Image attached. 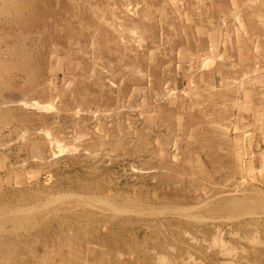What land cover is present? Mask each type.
I'll return each mask as SVG.
<instances>
[{"label":"rangeland","instance_id":"rangeland-1","mask_svg":"<svg viewBox=\"0 0 264 264\" xmlns=\"http://www.w3.org/2000/svg\"><path fill=\"white\" fill-rule=\"evenodd\" d=\"M56 1L48 0L49 7L52 9L60 7V3ZM177 1L180 4H177ZM251 1L252 3L254 2L253 5L250 3ZM219 2H223V4ZM63 5L68 10L69 18L72 17L70 9L75 7L78 9L80 16H83L88 20L87 22H90L96 28H103V22L97 21V17H95L96 19L94 18L91 6H97L99 13L105 14L104 18L113 22L115 27L123 25L125 29L121 37L123 38V40L121 39L122 44L119 37H117L118 31L115 28H112V30L115 29L116 32L114 30L110 31L119 42L120 52L122 54L108 56L109 53L104 50L103 56H101L102 52L99 54L97 51L103 43L99 40L98 35L91 38L90 34L93 35V33L90 31H85V36H81L79 33L74 34L69 32L70 30L65 24L58 23V25H55L50 20L46 32L42 29H36L31 34L33 36H56L57 39L55 40L59 43V46L62 48L65 47L64 52L55 53V50H53L54 46L53 48L51 46L52 43L39 41L37 39L39 37L35 39L31 36L29 39L17 41L16 45L20 46L35 64L36 90L40 95L38 99L48 106L55 107V111H48L39 117L35 114L32 116H26L24 114L26 116L24 122L13 123L12 125H8V128H3L4 130L0 129V193H2L3 189L7 193L11 192L19 185L21 187L22 184H26L32 188L31 190L43 191L42 193L44 194L47 193L50 186L57 187V189L61 187L68 189V187H74L75 184V188L78 191V186L76 185L82 177L83 181L91 183L93 181H99L101 183L100 186L105 191L117 190L123 184H127V179V182L130 183L129 181L133 180L136 172H142V169L145 171V167L147 171H155V169L158 171V168H164L166 170V167H172L175 170L166 171L170 176L183 179L186 185L188 181L198 183L199 189L197 191L189 189V186H185L187 190L186 196L189 199H193L194 201L191 203L195 205L204 203L207 200L209 201V199L215 198L216 196L226 197L229 195L228 192L230 194L233 193L236 184L240 186L239 184L244 183L243 181H245L246 186L255 187L264 193V17H258L264 16V0H63ZM128 5H130V8L134 7L138 13L128 12L126 10L127 8H125ZM112 6L115 7L112 8ZM219 21H222L220 23L222 26L219 25ZM134 28L139 34L145 31L144 35H139ZM200 29H203L202 32L199 31ZM214 29H217L215 34ZM135 34L139 37H131L132 35L135 36ZM73 36L78 37V43L77 45H71V47L75 48L71 51L72 55L68 57L66 56V47L69 48V45L75 41L71 40ZM133 38L135 40L138 38L142 39L141 42L139 41L141 45L139 44L137 51L140 62L139 70L145 76L142 77V74L140 75L141 77L137 75L138 82L136 84L130 83L125 93H122L124 91L123 89H125L126 82L124 79L125 74L121 72L125 62L123 50L125 53L126 49L130 48V52L128 53L134 55L138 47L136 43L139 42L136 41L135 43ZM0 45L2 46L0 47V54L8 57L11 52L10 47L13 45H8L3 42ZM109 57L110 61L114 64L113 69L107 63ZM206 57H210L211 59L208 58L206 60ZM225 58L232 59H226L225 61ZM227 61L230 64H227ZM224 62L226 63L223 64ZM237 65L241 66L237 67ZM184 66L188 69L186 70ZM252 70L257 71V73L251 74L253 72ZM243 72L249 79L248 77L245 79ZM259 74H262V76ZM259 76L260 78L263 77V80L259 79L260 83L258 80ZM115 78L117 83L114 86L111 99H116L111 101V99H107V95L110 93V88L107 84ZM100 81L105 84L103 94L105 96L103 97L100 96V89L98 87ZM210 86L214 87L212 88ZM14 87L19 88L16 91L18 95L28 99L33 98L34 95L28 90L26 84L18 85L15 83ZM153 92L155 93L152 94ZM158 93H161L164 96L163 98H165V95L169 97L161 101L162 96L160 97L161 94L159 95ZM115 95L116 97H114ZM181 95L182 100L180 99ZM195 95L197 97L194 98ZM207 98L217 101V107L211 104L208 105ZM224 101L227 103V107L221 106L224 104ZM121 107L123 108L121 109ZM128 110L132 111L128 112ZM74 111H78V121L70 117V113ZM97 111L98 113H93ZM161 111L171 114V124L167 123L166 115L161 116ZM21 113L18 111L14 115L19 117ZM110 114L112 115L110 116ZM178 114L179 116H177ZM109 117L113 121H117V119L120 121L122 119L121 123L124 126V131L117 137H106L105 143H96L95 132L99 130L94 125H102ZM55 119L57 121L53 122ZM92 120H94V124L91 126L90 122ZM64 122L71 125L70 129H66L67 125ZM223 126L227 128H223ZM162 129L166 132H163L164 130ZM68 130H70L69 135L63 137V132H67ZM25 131L28 133L26 132L27 134H25ZM47 131L50 132L52 137H58L63 147L67 145L68 150L79 147L77 157L70 156L68 152L66 154L62 153L59 158L52 157L53 153L57 154L59 149L55 144L48 145L46 138ZM85 133L88 134V137H86ZM81 134L82 136L78 137L81 139L76 141L77 136ZM139 134L143 135L142 141L137 138ZM73 136L76 138L70 139ZM163 137L164 139H162ZM118 139H122L124 144L119 147H112V144L117 142L115 140ZM130 139L131 141H129ZM9 142L11 143L8 144ZM33 142L36 143L34 146ZM105 146H108V148L106 147L104 149L103 147ZM126 147H129V150ZM95 148L100 152L94 155L92 151L93 149L96 151ZM201 148L203 150H200ZM212 148H216V151ZM209 149H212L213 152L208 151ZM35 150L40 152L41 157L44 156L49 159L52 157V159L57 160H53L52 162L57 163L54 165L52 163H43L36 157L38 154ZM95 151L94 153L98 152ZM81 152H84L85 155L88 152L89 155L85 158V155H82ZM118 152L120 155L117 154ZM35 153L37 154L36 156L34 155ZM96 155L97 158H95ZM157 165L158 167H155ZM95 166H97L96 169L93 168ZM17 169L18 171H16ZM29 169L34 170L30 171ZM204 171L211 178H205L203 176ZM129 177L131 180H129ZM134 181L136 183L134 187L137 190H141V182H148V186H144L142 192L150 199H153V196L156 194L163 196L170 191L165 186L159 185L157 181L150 185L152 181L151 177ZM136 188L130 189L132 195H134L133 192ZM201 189H204L203 193ZM224 193L227 195H224ZM85 194L92 195V193ZM85 194L78 193V195ZM6 197L8 196L5 195ZM197 197L202 198L201 201L197 202ZM75 211L82 212L84 210L79 207ZM128 218L132 222L127 229L122 230L116 228L113 230L112 235L109 234V242L107 243L106 250L112 251L114 255L117 254L116 251L124 253L132 252L134 255L133 258L139 264H147V257H151V254H153L150 253V248L157 246L156 237L158 235L154 231L146 230V227L140 224H133L138 221L134 215ZM148 218L142 219L147 222L153 220L152 218ZM256 219L253 222L251 221V223L263 234L264 216H257ZM48 220L49 224L45 227H49L50 229L51 225L62 226L66 231L75 233L78 239L84 238L83 235L85 234L83 233V229H88L91 226L84 219H81L77 223L72 216H64L63 214L51 216ZM247 220L250 221L251 219L243 218L240 223H244ZM229 224L232 226L229 227L228 223H225L221 225V228L236 231L237 223L233 224L230 221ZM137 227L141 228V230L138 231L136 229ZM157 227L163 234L161 235L160 233L159 235L161 241L163 242L165 238L167 244H172L171 246L174 248L172 250L177 253V258L179 260L188 259L184 248L180 252L181 242H178L177 239H171L167 230L160 223ZM49 229L47 228L46 230L49 231ZM91 229L88 230L90 231ZM237 229L240 230L239 235L243 236V229L241 227ZM106 231L108 229H101V235H106ZM49 233L51 234V232ZM132 233H134L133 236ZM193 233L196 234L194 230ZM22 234H24V237L21 236ZM215 234L216 230L210 228L206 236L207 241L212 242L211 238ZM19 235L23 240L36 243L37 238L35 236H27L25 232H21ZM225 236L227 240L233 241L232 243L236 245L239 252L243 243L237 238H231L228 234ZM144 237L146 238L144 239ZM123 238L127 240L128 244L122 241ZM150 238L152 240H149ZM73 242V252H78V263L93 264V260L89 259L86 253L89 247L95 248L98 246H89L81 240L76 241L75 239ZM147 244H151V246ZM33 248L34 250L38 249L35 253L43 252L41 245L36 244ZM17 253L23 254L25 260L17 257L15 262L13 261L14 264H41L37 260H33L35 261L33 262L28 257L31 254L27 250L19 249ZM127 258H129V255L124 260ZM228 258L226 256H219L208 259L197 256V261L203 259V262L198 264H229ZM115 260H117L116 257ZM3 261H0V264L6 263V261ZM224 261L227 262L224 263ZM247 263L254 264L246 259L241 264Z\"/></svg>","mask_w":264,"mask_h":264},{"label":"bare ground","instance_id":"bare-ground-1","mask_svg":"<svg viewBox=\"0 0 264 264\" xmlns=\"http://www.w3.org/2000/svg\"><path fill=\"white\" fill-rule=\"evenodd\" d=\"M256 1H258V0H256ZM56 2L60 3V7L52 9L48 5V0H0V43L3 42V43H6L8 45L9 44L13 45L10 47L11 52H10L8 57H4V55L2 56L0 54V129L8 128L9 127L8 125H12L13 123L15 124V123L24 122V118L26 116H29V115L32 116L35 114V115H38V117H39L48 111H52V112L55 111V107L50 106V105L48 106V105H46V103H43L41 100L38 99V97L40 95L38 94V91L36 90V88H37L36 81L37 80H36L35 73H34L35 64L32 60H30L31 58L26 55L24 50L20 46L16 45L17 41L29 39V38H31V36L35 39L37 37H39V38H37L39 41L51 42L52 48L54 46L53 50H55V53L56 52L61 53V51L64 52L65 47L62 48L59 46V43H57L55 40V39H57L56 36H50V35L33 36L31 34L36 29H42L44 32H46V30L48 28L49 20L52 21L55 25H58V23L59 24L60 23L65 24V26L68 27V29L70 30L69 32H72L74 34L79 33V34H81V36L82 35L85 36L86 34H84V32L90 31L93 33V35L90 34L91 38L98 35L99 40L102 41V43H103V45L97 51V53H99V54L102 52L101 56H103L104 50H105V52L109 53L108 56H110V55L118 56L119 54H122V52H120L119 42L111 34L110 31L114 30V32H116L115 29L118 31L117 37H119V40L121 41V44H122L123 38H121V37L123 36L124 29H125L123 25H120V26L118 25V27H115L113 22H110L108 19L104 18L105 14H101V12L99 13V11L97 10V6H91L92 7L91 11H92L94 18L97 17V19L95 18L97 21L103 22L102 23L103 28L99 29L98 27L97 28L95 26L93 27L90 22H87L88 21L87 19H85L83 16H80L78 9H76L75 7H72L70 9L72 17L69 18L68 17V10H66V6L63 5V0H57ZM219 3L223 4V2H219ZM250 3H252V1ZM253 3H252V5H253ZM177 4H180V3H178V1H177ZM129 6L130 5H128V7H125V8H127L126 10L128 12L129 11L131 13L134 12V14L138 13L136 11V9H134V7L130 8ZM113 7H115V6H112V8ZM248 8L250 9V7H248ZM248 8H247V10H248ZM256 15H258V13H256ZM259 15H260V13H259ZM238 17H240V16H238ZM258 17L262 18L264 16L262 15V16H258ZM259 18H257V19H259ZM221 22L220 21L218 22L219 25H221L220 24ZM262 24H261V26H262ZM78 28H79V30H78ZM112 28H115V29L112 30ZM202 30L203 29H200L199 31L202 32ZM214 30H215L214 31V34H215L217 29H214ZM130 31H132V30H130ZM135 31H136V29H135ZM128 33H129V35H131L130 32H128ZM144 33H145V31L142 33L140 32L141 36H143ZM132 34H134V33H132ZM137 36L135 34V36L132 35L131 37H137ZM141 38H138L139 40L137 38H136L137 40H135L133 38V41L135 40V43H136V41L141 42L142 41ZM130 39L132 40V38H130ZM71 40H75V41L69 45V48L66 47L67 48L66 56H68V57L72 55L71 51L75 47H71V45H73V44L77 45L78 37L73 36V39H71ZM140 42L136 43V44H138L137 45L138 47L136 48L134 55H131L130 53H128V52H130V48H127L125 53L123 50V58H124V61L126 63L124 62V64H123L124 67H123V70L121 72H124V74H125L124 79L126 82H125V89H123L124 91H122V93H125L126 88L130 83L136 84L139 80L137 78V75L140 76L143 73V72H140V70H139V63L140 62H139V54L137 51V49L139 48ZM152 44H154V43H152ZM0 47H2V46L0 45ZM77 49H78V46H77ZM52 53H54V52H52ZM192 57H194V56H192ZM208 58H210V57H208ZM208 58L206 57V60ZM220 58H222V57H220ZM101 59H103V58L101 57ZM226 59H228V58H225V61H226ZM230 59H232V58H230ZM230 59H228V60H230ZM188 61L190 62V60H188ZM107 63H109L110 68L113 69L114 64L112 61H110V57L107 60ZM225 63L226 62H224L223 64H225ZM228 63L229 62L227 61V64ZM217 66H218V64H217ZM239 66H241V65H239ZM239 66L237 65V67H239ZM201 67H202V64H201ZM257 67H258V65H257ZM225 68H227V67H225ZM228 68H230V67H228ZM185 69L187 70L188 68L185 67ZM200 69H202V68H200ZM230 69H233V68H230ZM103 71H104V69H103ZM104 72H106V71H104ZM255 72L257 73V71H253L251 74H253ZM178 73L182 74L180 72H178ZM243 74H244V72H243ZM251 74H250V76H251ZM262 74H259V75L262 76ZM162 75H163V73H162ZM143 76H145V75L142 74V77ZM254 76H256V75H254ZM260 76H259L258 80L263 78V77L260 78ZM244 77L246 79L248 76L246 77L244 74ZM242 78H243V76H242ZM225 79H227V78H225ZM248 79H249V77H248ZM228 80H231V79H228ZM15 83H17L18 85L26 84L28 87V90L32 93V95H34L33 98L28 99L26 97L18 95L16 91H18L19 88L17 89L14 87ZM116 83H117L116 78L113 79L111 82H108L107 86L110 88V93L107 95V97H108L107 99H111V97H112L111 94L113 92V89H114V86L116 85ZM259 83H260V80H259ZM68 85H70V84H68ZM98 87L100 89V96L101 97L105 96V95H103L104 90H105L104 89L105 84L102 81H100L98 84ZM210 87H212V86H210ZM260 90H261V88H260ZM175 92H176V90H175ZM154 93L155 92H153L152 94H154ZM184 93H185V91H184ZM184 93H183V95H184ZM158 94L160 95L161 93H158ZM175 94H174V96H175ZM258 94H259V92H258ZM43 95H44V93H43ZM161 96H162V94L160 95V97ZM114 97H116V95ZM163 97L164 96L161 97V101L166 100L169 96L165 95V98H163ZM195 97H197V96L195 95L194 98ZM85 98H86V96H85ZM115 99H113V100H115ZM180 99L182 100V95H181ZM113 100L111 99V101H113ZM206 101L208 102V105L211 104V105H215V107H217V105H216L217 101H215L214 99L207 98ZM223 103H222L223 105H221V106L227 107V103L225 101ZM136 105H138V104H136ZM122 108L123 107H121V109ZM104 110H105V108H104ZM18 111L22 112V113L20 114L19 117H16L14 114H15V112H18ZM129 111L130 110H128V112ZM89 113H91V112L89 111ZM93 113L96 114V113H98V111L93 112ZM95 114H94V116H95ZM105 114H104V116H105ZM107 114H109V113L107 112ZM219 114H221V112H219ZM101 115H102V113H101ZM111 115L112 114H110V116ZM165 115H166L167 123L171 124V122H172L171 114L169 112L161 111V116H165ZM177 116H179V114ZM70 117H72L74 120L78 121L77 120L78 119V111L71 112ZM56 118H57V116H56ZM109 119H110V117H109ZM109 119L107 121H105V123H103L102 125L101 124H97V125L95 124L94 125V127H97V129L99 130L98 132H95V141L99 140V142L96 141V143H100V142L105 143L106 137H109V136L110 137L111 136L117 137L118 135H120V133H122L124 131V126L121 123L122 119L120 121L118 119H117V121L116 120L113 121V120H111V119L109 120ZM94 120H92V122H90L91 126L94 124L93 123ZM54 121H57V120L55 119V120H53V122ZM137 122H138V120H137ZM62 123H63V120H62ZM65 124L67 125L66 129L67 128L70 129L71 125H68L67 123H65ZM136 125H139V124H136ZM217 126H219V125H217ZM133 127H134V125H133ZM224 127L225 126H223V128ZM225 128H227V127H225ZM24 130H26V129H24ZM24 130H22V131L24 132ZM45 130H43V131H45ZM162 130H164V129H162ZM219 130H220V128H219ZM22 131H20V132H22ZM40 131H41V129H40ZM26 132L27 131H25V134L28 133V132L27 133ZM163 132H166V131L164 130ZM69 133H70V130H68L67 132H63V137H66V135H69ZM46 134H47L46 138L48 140L47 141L48 145H54L55 144L59 149L58 153L57 154L53 153L52 157H54V158L58 157L59 158V156L62 155V153L66 154V152H68L70 154V156L77 157L79 147L78 148L74 147V148L68 150L66 147L67 145L63 147V145L60 144L62 142H60V139L58 137L57 138L52 137V135L48 131L46 132ZM239 134H241V133H239ZM93 135H94V133H93ZM81 136H82V134L77 136L76 141L79 139L78 137H81ZM22 137H24V136H22ZM73 137L70 139L76 138V137H74V138ZM86 137H88V134H86ZM137 138H138V140H141L143 138V135L139 134V136ZM22 139L25 140L24 138H22ZM162 139H164V137ZM115 141H117V142H115L113 144L111 142L112 147H115V146L119 147V146L124 144L122 139L121 140L118 139ZM129 141H131V139ZM155 141H156V138H155ZM22 142H24V141H22ZM113 142H114V140H113ZM10 143L11 142H9L8 144H10ZM107 143H109V142L107 141ZM3 144H5V143H3ZM35 144L36 143L33 142V146ZM24 145H26V144H24ZM69 146H73V145H69ZM106 147L108 148V146H105L103 148L105 149ZM134 147H135V144H134ZM22 148H24V147H22ZM63 148H65V149H63ZM212 149H209L208 151H212ZM215 149H213V150H215ZM20 150H21V148H20ZM200 150H203V148H201ZM94 151L95 150L93 149L92 153L94 155L100 152L97 149H96V151H98V152L95 151L96 153H94ZM104 151L107 152L106 150H104ZM84 152H81L82 155H85ZM143 152H144V150H143ZM166 152L168 153V151H166ZM36 153L34 155L35 156L37 155L36 157H38V159L45 164L52 163L54 165L57 163V162H52L53 160H55V159H52V157L49 159V158H45L44 156L41 157L40 152L36 151ZM159 153H161V152H159ZM210 153H208V154H210ZM117 154H119V152ZM211 154H213V153H211ZM82 155H79V156H82ZM88 155H89V153L87 152V155H85V158ZM132 155H134V154H132ZM4 158H6V157H4ZM81 158H83V157H81ZM95 158H97V155ZM2 160H4V159H2ZM55 161H57V160H55ZM135 161H136V159H135ZM96 165H97V163H96ZM15 166H17V165H15ZM21 166H23V165H21ZM132 166L134 167V165H132ZM96 167L97 166H95L93 168L96 169ZM155 167H158V165ZM150 169H152V168H150ZM165 169L166 170H164V168L163 169L158 168V171H156V169H155V171H151V170L147 171L146 167H145L146 172L144 171V169H142L144 172L143 171L142 172H136L135 171L137 174L135 173V175H134V173H133V175H134L133 180H131V178L129 177V180H131V181H129L130 183L127 182L128 181V179H127L128 176H127L126 177V179H127L126 183L127 184H123V186L121 187L122 189L117 188V190H111V191H105L100 186L101 183L99 181H96V182L93 181V183H91L88 181H83L82 180L83 177L81 179L82 181L79 179L80 182H78V184L76 185V186H78V191H77V188H75V184H74V187H68V189H65L64 187L57 189V187L54 188L53 186H50L48 188V190L46 189L47 190L46 194L42 193L43 191L40 192V191L31 190L32 188L28 187L26 184H22L21 187H19L20 185L19 186L17 185L19 188L16 187V189H13V191L8 192V193H7V191H5L3 189L2 193H0V261L4 260V261H6L7 264H14L13 261L15 262L17 257L25 260V257L23 256V254L17 253V251L19 249H21V250L24 249V250L29 251V253L31 255L28 257L31 258L32 261L37 260V261H40L41 264H79L78 263L79 262L78 252L74 253L73 247H72L74 245L73 240L75 239L76 241L81 240L83 243H85L86 245H89V246H91V245L92 246L93 245L98 246L95 248L89 247V249L86 253V255H88V258L93 260V264H139L133 258L134 255L132 252L124 253V252L116 251L117 254L114 255V254H112V251L106 250L107 243L109 242V240H108L109 234L112 235L113 230L116 228L122 229V230L127 229L128 226L131 225V222H132V220L128 217L134 215L138 221L136 223H133V224H140L141 226L146 227V230L149 229L151 231H154L156 233V235H158V237H156L157 246H155V248H150L151 249L150 253H153V254H151L152 255L151 257H147V259H146L147 264H198V263H202L203 259L197 261V256H200L202 258L203 257L208 258V259H211L214 257H219V256H226V257H229L228 258L229 259L228 262H230L229 264H241L243 260L245 261V259L253 262L254 264H264V231L262 234L258 230V228L254 227L253 224L251 223V221L253 222L254 220H257L256 219L257 216H259V217L261 215L264 216V193L262 191L258 190L255 187L246 186L245 181H243L241 179L244 183H240L239 184L240 186H237L238 184H236L235 185L236 187L234 188L235 190L233 191L232 194H230L229 192H228L229 195L224 193V195L225 194L227 195L226 197H222V196L217 197L216 196L215 198L209 199V201L207 200L204 203H199V204L195 205V204L191 203L194 200L189 199L186 196L187 190L185 189V186H189V189H193V190L197 191L199 189L198 183H196L194 181H188V183L186 185V182L183 179L174 178V177L170 176L169 173H167L168 171L175 170V168L166 167ZM29 170L31 171L32 169H29ZM16 171H18V169ZM89 171H93V170H89ZM102 171H103V169H102ZM66 175H68V174H66ZM203 176L205 178H211V176L206 174L205 171L203 172ZM148 177H151V179H152V181L150 182V185L154 184V182L157 181L159 183V185L165 186L166 189H170L169 193L165 194L163 196L155 193L156 195L153 196V199H150L148 196L144 195L142 192L144 186H146V187L148 186L147 185L148 182L147 183L141 182L142 188H141V190L138 189L139 191L137 190L136 187H134L136 184V183H134L135 182L134 180L148 178ZM140 181H142V180H140ZM58 183H60V182H58ZM62 183H63V181H62ZM109 184H111V183H109ZM93 185H96V186H93ZM131 188H136V190H134V192H133L134 195H132L130 193ZM151 188H152V186H151ZM149 191H150V189H149ZM52 192L55 194H53ZM201 192L203 193L204 189ZM78 193H83V194L92 193V195H90V194L86 195L85 194L86 195L85 196V195H78ZM5 195L8 197L5 198ZM207 197H210V196H207ZM201 199L202 198L197 197L196 201L197 202L201 201ZM79 207L81 209H83L84 211H82V212L75 211V209L79 208ZM59 214H63L64 216L70 215V216H72V218L77 223H78V221H81V219H84L86 222H89L91 225L88 229H90V228H92V229L90 231L87 228L83 229L84 230L83 233L85 234V235H83L84 238L78 239V236H75V233L70 232V231H66L65 228H63L62 226H55L53 224L54 226L51 225V227H50L51 230L49 229V227H45V226H48V224H49L48 218H50L51 216H58ZM147 217L152 218L153 220L150 222H147V221L142 219V218H147ZM65 218H67V217H65ZM243 218H250L251 220L250 221L247 220L244 223H240L241 219H243ZM230 221L233 222V224L237 223L236 228H235L236 231H234V230L229 231V230H224L223 228H221V225H223L225 223H228V226L231 227L232 225L229 224ZM66 222H67V219H66ZM158 222L161 224V226H163L167 230L171 239L172 238L177 239L178 242L179 241L181 242L182 245H181V251L180 252H182V250L184 248L186 251V253L185 252L184 253L187 254L188 259L179 260V258H177V256H176L177 253H175L172 250V249H174L171 246L172 244H167L165 238L163 239L164 240L163 242L161 241L159 235H160V233H161V235H163V234H162V231L159 230V228L157 227L159 224ZM156 223H158V224H156ZM240 227L244 231V233L242 232L243 236L239 235L240 230L237 228H240ZM47 228L49 229V231L46 230ZM104 228L108 229V231H106L107 232L106 235H101L100 230L101 229L103 230ZM210 228H213L216 230V234L214 235L213 238H211L212 242L207 241V237H206L207 232ZM136 229L138 231L141 230V228H138V227ZM83 230H81V231H83ZM193 230L195 231L196 234L193 233ZM226 231H228V233H226ZM21 232H25V234H27V236H30V237L35 236V238H37L35 241L36 243L21 239L20 237L24 235V234H22L20 236L19 233H21ZM49 232H51V234ZM133 234L134 233H132V236H133ZM227 234L229 236H231V238H233V237L237 238L241 241V243H243V245L239 249L240 250L239 252L236 248V245H234L232 243L233 241L227 240L225 238L226 237L225 235H227ZM18 235H19V237H18ZM165 236H168V235H165ZM212 236H213V234H212ZM145 238L146 237H144V239ZM152 238H150L149 240H152ZM122 241L124 243L128 244L126 239L123 238ZM164 242H166V243H164ZM173 243H174V241H173ZM36 244L41 245V250L43 251L42 253H39V252L35 253V251L38 250V249L34 250V248H33V247H35ZM143 244H144V242H143ZM148 244H149V242H148ZM173 245H175V244H173ZM148 246H151V244ZM178 248H179V245H178ZM127 255H129V258L124 260V258ZM115 257L117 260H115ZM139 261H140V259H139ZM33 262H35V261H33ZM220 262H222V261L220 260ZM226 262L224 261V263H226Z\"/></svg>","mask_w":264,"mask_h":264}]
</instances>
